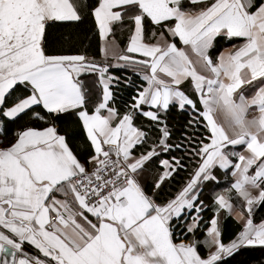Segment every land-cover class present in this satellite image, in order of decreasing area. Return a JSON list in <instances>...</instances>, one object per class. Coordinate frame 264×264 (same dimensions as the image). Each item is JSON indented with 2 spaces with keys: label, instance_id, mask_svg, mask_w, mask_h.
Here are the masks:
<instances>
[{
  "label": "snow or ice",
  "instance_id": "obj_1",
  "mask_svg": "<svg viewBox=\"0 0 264 264\" xmlns=\"http://www.w3.org/2000/svg\"><path fill=\"white\" fill-rule=\"evenodd\" d=\"M258 209L264 0H0V264H230Z\"/></svg>",
  "mask_w": 264,
  "mask_h": 264
},
{
  "label": "trees",
  "instance_id": "obj_2",
  "mask_svg": "<svg viewBox=\"0 0 264 264\" xmlns=\"http://www.w3.org/2000/svg\"><path fill=\"white\" fill-rule=\"evenodd\" d=\"M228 44V43H226ZM91 54L97 55V45L96 40L93 38L92 44H91ZM100 56H97V59H100ZM114 74L119 76L121 78V87L117 90V101H118V107H123L125 102H130V96L135 94V90L140 88L141 86H146V82L142 80V77H140L132 68H122V69H114ZM125 79H130L132 81L131 84H124L123 81ZM196 113L193 111H188L183 114H176V118L173 120V124L175 125L176 131L174 135V140L177 143L183 142V136L185 133L191 134L192 129L191 127H186V124L189 120L194 119ZM201 129L203 128V125L199 126ZM187 151V147H182L180 150L174 151V155H180L182 152ZM163 158H167V154H162ZM185 163L188 161L185 160ZM186 177V173L182 172L180 176L177 177V180L184 179ZM174 187L171 189V191H175L179 185L176 184V182H173ZM209 194V193H208ZM210 194L206 196L207 200L209 201ZM206 201V202H208ZM210 203V202H208ZM206 216L211 215L210 212L206 211ZM257 216H264V209H258L257 210ZM225 240H227L230 236H232L236 230L237 225L231 220L228 219L225 221ZM262 258H264V251H261L259 249L255 251L250 252H242L240 255L236 256L235 259L230 262V264H257L258 261H260Z\"/></svg>",
  "mask_w": 264,
  "mask_h": 264
},
{
  "label": "crops",
  "instance_id": "obj_3",
  "mask_svg": "<svg viewBox=\"0 0 264 264\" xmlns=\"http://www.w3.org/2000/svg\"><path fill=\"white\" fill-rule=\"evenodd\" d=\"M230 45L229 44H226V43H224L223 44V47H229ZM189 94H191V90H189ZM194 99H198L197 97H193ZM198 107H202V106H200V105H198ZM228 186V184H227V181H226V179L224 178V177H220V185H219V188H217L216 190L217 191H220V190H222V189H224V188H226ZM207 195H209L208 194V192H205L204 193V199H205V201H208L207 200V198H206V196ZM208 202H211V199H210V197H209V201ZM208 202H206V203H208ZM228 219H231L234 223H235V225H237V230L239 229V224L234 220V218L233 217H226V219L224 220V224H225V221L226 220H228ZM236 230V231H237Z\"/></svg>",
  "mask_w": 264,
  "mask_h": 264
}]
</instances>
